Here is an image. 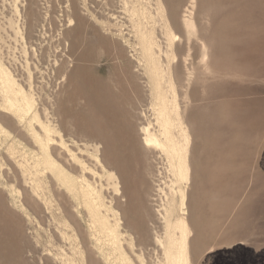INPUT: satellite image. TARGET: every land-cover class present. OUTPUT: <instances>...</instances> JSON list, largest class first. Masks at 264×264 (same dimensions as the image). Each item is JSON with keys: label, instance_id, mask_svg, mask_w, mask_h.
Masks as SVG:
<instances>
[{"label": "rangeland", "instance_id": "374dc122", "mask_svg": "<svg viewBox=\"0 0 264 264\" xmlns=\"http://www.w3.org/2000/svg\"><path fill=\"white\" fill-rule=\"evenodd\" d=\"M135 4L151 11L146 19L156 56L168 78L171 70L177 80L191 137V263L264 264V0H0L4 63L36 98L42 120L56 125L52 147L61 167L100 188L113 209L110 217H120L129 262L161 264L157 239L179 183L168 153L143 141L141 126L161 130L132 15ZM190 11L196 34L189 39ZM189 71L194 73L187 79ZM28 120L19 122L0 109V264H63L62 253L75 245L82 253L78 261L84 256L104 264L89 234L86 208L63 183L47 174L43 201L23 184L21 152L37 150ZM12 146L20 152L11 155ZM106 170L116 172L119 190ZM7 188L15 189L16 202ZM175 200L173 217L180 213L179 195Z\"/></svg>", "mask_w": 264, "mask_h": 264}, {"label": "bare ground", "instance_id": "6f19581e", "mask_svg": "<svg viewBox=\"0 0 264 264\" xmlns=\"http://www.w3.org/2000/svg\"><path fill=\"white\" fill-rule=\"evenodd\" d=\"M72 3L74 4V2H72ZM84 3H86V2H84ZM191 5H194V1L191 2ZM140 7H141V5H140ZM68 9H70V8H68ZM145 9L146 8L140 9L138 7V5L135 4L133 6L132 15L134 14V16L136 17V21H135L136 32L139 33V36L141 38V42L143 44V53H144V57L146 58V64H147V68H148L150 84H151L153 90L155 91L156 98H157L156 99L157 101L154 104V107H155V110L157 112L156 113L157 114L156 115L157 116V122L159 123L161 133L159 134V133L153 132L151 130L150 125H149L150 123L141 126V131L143 133L142 135H144L143 141H144V144L147 148H154L155 150L160 149V150H162V153L163 152L168 153V155L172 159V164L174 165V168H175L174 169V172L176 175L175 183H179L178 188H177L178 190L173 189L175 191H172L173 195L171 198L169 208H167L165 210V214H166L165 222L166 223H165L164 233L162 234V236L159 239H157L159 242H161V245H162L163 251H164V260L161 264H192L191 259H190V248H191V239H192L191 237L193 235V226L189 220V216H188L189 211L187 209L188 189H189L190 182H191V168H192L191 162H190L189 156H188V151L190 150L189 146H190L191 137H190V134L188 132L189 128L186 127L187 125L184 126L185 121H184V118H183V116L181 114V110H180V104H179V100H178V96H177V89L179 88V87L177 88V82H176L177 80H175L176 78H175L174 74L171 72V70H170V74H169L170 77L168 78L167 69L161 64L162 62H160L159 55L156 56L155 46L157 45V43L155 42V37H154L155 35L152 31V28L148 27L149 26L148 24H150L148 22L149 20L147 21L149 12H151V11L147 12ZM160 12H161V10H160ZM150 14H152V13H150ZM152 15H154V14H152ZM153 17H155V16H153ZM188 17L189 18L185 20V24L188 27V29H187L188 35L187 36L190 39L193 34H196V29H195L196 24L194 25V18H193V12L192 11L189 12ZM165 18H166V16H165ZM95 19L98 20L97 18H95ZM9 21H10L9 22L10 26L13 29H15V27H16L14 25L15 21H12V20H9ZM72 21H73V17L71 15L70 16V22H72ZM166 22L167 21H165V25L167 24ZM188 24H190V26H188ZM191 24L193 26H191ZM106 25H109V24L107 23ZM169 26H171V25H169ZM102 28H104V27H102ZM165 29H167V28H165ZM167 33H169V32L167 31ZM177 38H178L177 35L173 34V39H177ZM203 47H204V49H203L204 51H203L202 56H203V58L208 57V54L206 53L207 44H205V41L203 43ZM172 48H173V46H172ZM173 55H174V53H173ZM161 61H162V59H161ZM7 63H9V61ZM194 70H196V69L194 68ZM192 73H194V72L189 71V76L187 79H189L191 77L190 75ZM192 76H193V74H192ZM182 82H183V79H182ZM185 82L186 81H184V83ZM189 83H190V81H189ZM185 97H187V93L185 94ZM35 99L36 98L33 97V95L28 91V89L25 90L24 85H22L19 82V80L14 76L12 71L5 65L4 60H3L2 45L0 43V109L14 115V117H16L19 120V122L20 121L25 122L27 119H29L27 121V133H28L29 137L31 138V140L37 146V150H35V151L30 152V151L24 150L23 152H21V160H19L17 162L20 173H21V179L23 181V184L25 186L27 185L31 188L33 196H35V198L42 199V197L45 195V193L43 195L42 192L45 191L46 188H49L47 186V185H49V183L47 181V179H48L47 174L50 173L51 176H53V178L57 182H61L65 185L69 194L75 200H77L80 204L84 205V207L86 208L87 215L89 217L88 218L89 219V227L88 228H89V232H90L89 234L91 235V239H94V241H95L94 247L97 248V251L100 254L104 264H114L115 261H118V260H123L125 262V264H131L129 262L127 255L124 252V249H123L122 241L126 240V239L124 238V232H122L120 230V226H121L120 225V220H121L120 217H118V215H115V214L113 215V218L110 217V211H112L113 209L111 206L105 205V203L103 201L102 191L100 188L94 186L93 183H91L90 181H87V180L86 181H83V180L78 181L76 178L70 176L61 167L60 163L54 157V154H53L54 147H52L53 141L55 140L54 133L57 132V128L55 127L56 125L53 126L51 123H48V122H45L44 120H42L41 114H40L39 110L36 108ZM42 115H44V114H42ZM37 126H39V129H37ZM0 128L2 129L1 126H0ZM187 128H188V130H187ZM0 141H1V138H0ZM98 144H100V143H98ZM92 150H93V148H92ZM8 151L11 153V155H15L16 153L20 152V151L16 150V148L14 146H12L10 148V150L8 149ZM65 151H67V150H65ZM94 151L97 152V154H98L99 147L96 146ZM97 154L95 153V155H97ZM60 156H62V155H60ZM122 156H124V155H122ZM14 158H15V156H14ZM68 158H70V157H68ZM68 162H69V160H68ZM76 162H78V161H76ZM79 162H80V160H79ZM106 165H108V164H106ZM106 172H107V179L110 182H113L116 190H119L116 172L114 170H106ZM180 183H184V185L182 186ZM50 185H51V183H50ZM66 189H65V191H66ZM7 190H8L9 195L14 200V198H16V197H14L15 189L7 188ZM23 191H24V188H23ZM46 191H47V189H46ZM41 194L43 196H41ZM177 195H179V212L180 213L177 217H173L174 210H175L174 202H176L175 199H176ZM42 201H43V199H42ZM70 201H69V203H70ZM13 204H15V203H13ZM129 204H128V206H129ZM46 205H48V204H46ZM72 206H73V204H72ZM128 206H127V208H129ZM47 207H49V206H47ZM55 208H57V207H55ZM70 209H72V208H70ZM26 211H27V209H26ZM60 212H62V211H60ZM49 214H51V213H49ZM64 216H65V214H64ZM63 219H65V218H63ZM54 222H56V221H54ZM65 228H67V227H65ZM60 229H62V228H60ZM62 237L68 239L66 233H62ZM78 239H76V240H78ZM50 245H52V244H50ZM76 246L77 245H75L74 247L72 246L73 248H72V251L70 252V254L62 253L63 264H91L90 261L89 262L86 261L84 256H82L81 261H78L79 260L77 258L78 254L79 253L82 254V253L78 250V248H76ZM53 247H57V246H53ZM58 247H60V246L58 245ZM87 247H88V244H87ZM49 250H51V249H49ZM51 255H54V254H51ZM112 256L115 258L114 262L112 261L114 259L111 260ZM96 264H101V263H100V261L97 260Z\"/></svg>", "mask_w": 264, "mask_h": 264}]
</instances>
